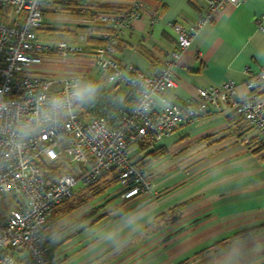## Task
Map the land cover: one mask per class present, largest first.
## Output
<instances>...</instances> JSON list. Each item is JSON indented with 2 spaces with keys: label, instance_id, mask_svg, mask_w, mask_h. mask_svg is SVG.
<instances>
[{
  "label": "crops",
  "instance_id": "crops-1",
  "mask_svg": "<svg viewBox=\"0 0 264 264\" xmlns=\"http://www.w3.org/2000/svg\"><path fill=\"white\" fill-rule=\"evenodd\" d=\"M63 1L61 7L79 17L72 43L84 48L99 43L98 30L87 43L78 39L93 13H122L138 2L140 16L119 38L115 57L147 74H156L176 47L171 24L192 26L203 11V0H79L76 9ZM53 2H45L37 33L58 31L51 24ZM82 57L59 59L49 52L34 69L86 73L119 100L133 99L129 86L98 80L96 67ZM262 68L264 0L226 3L193 32L176 60V86L167 95L183 104L197 89L225 80L236 82L238 93L245 94L244 82ZM260 94L264 98V87ZM142 153L148 192L121 198L115 181L100 182L99 192L78 185L52 211L47 225L58 264H126L139 257L135 264H264V144L243 118L230 108L210 112L154 140Z\"/></svg>",
  "mask_w": 264,
  "mask_h": 264
},
{
  "label": "built area",
  "instance_id": "built-area-1",
  "mask_svg": "<svg viewBox=\"0 0 264 264\" xmlns=\"http://www.w3.org/2000/svg\"><path fill=\"white\" fill-rule=\"evenodd\" d=\"M240 1L203 0L194 25L172 23L176 47L156 74H147L115 57L117 40L129 30L131 19L140 16L138 2L126 12L93 15L78 34L80 41H89L97 22L111 29L98 33L101 44L84 48L66 40L37 39L46 0H0V264H58L47 241L48 217L77 185L95 182L103 171L114 170L121 198L148 192L150 176L138 151L145 136L157 140L183 123L230 108L264 144V68L244 82L245 94L238 93L236 82L225 80L197 89L183 104L167 95L176 86V60L196 28L226 3ZM49 52L59 59L87 55L92 66L106 72V82L129 86L133 99L119 100L86 73L35 72ZM62 156L73 171L47 179L44 163Z\"/></svg>",
  "mask_w": 264,
  "mask_h": 264
},
{
  "label": "rangeland",
  "instance_id": "rangeland-1",
  "mask_svg": "<svg viewBox=\"0 0 264 264\" xmlns=\"http://www.w3.org/2000/svg\"><path fill=\"white\" fill-rule=\"evenodd\" d=\"M60 1H62V0H55V2H53V3H56L57 5L54 6L55 12L52 15L53 19L51 20L52 26H55L58 29V31H54V32L38 31V33H37L38 38L42 41H45V40L56 41L59 39H63V40H66L68 42H76L77 41L76 38H73L71 35H73V33H72L73 28L79 27V17L77 14L73 13V10L71 8L65 9V8H63L64 5H62V7H61V5L59 4ZM45 24H46V27L48 25H50V23L49 24L45 23ZM82 56H83L82 54L76 53V54L69 55L67 57L79 58ZM82 58L83 59L86 58L85 64L87 65L89 60H90L89 57L87 55H85ZM93 73H94V76H96V78L98 80L105 81L106 72H103L102 70H100L98 68H96V69L94 68ZM123 86H126V85H123ZM57 161L58 162L62 161V163H65L66 171H70L71 164L68 163V160L65 156H62V158H60ZM1 202L3 204L4 201H1ZM139 259H140V257L134 258L126 264H135V262L138 261ZM179 263H181V262H179Z\"/></svg>",
  "mask_w": 264,
  "mask_h": 264
},
{
  "label": "trees",
  "instance_id": "trees-1",
  "mask_svg": "<svg viewBox=\"0 0 264 264\" xmlns=\"http://www.w3.org/2000/svg\"><path fill=\"white\" fill-rule=\"evenodd\" d=\"M62 3L65 4V5H69L72 8H75V9H76V7H79V5H80L79 0H65ZM43 12H44V9H43ZM77 13H79V9L77 10ZM98 13H101V12H95V13H93V15H96ZM92 29L96 30V31L97 30L98 31H105V30H110L111 28L106 23L101 22L100 24H97L94 27H92ZM98 39H99V43L98 44H101L103 42V40H101L99 37H98ZM117 46H118V40H117V43H116V48H117ZM153 141H154V139L151 136H149V135L145 136L138 143V151L142 153L145 149H147L151 145V143ZM142 156L145 158L143 153H142ZM145 161H146V159H145ZM70 171H73L72 167H71ZM66 172H68V171H66L65 163H62V161L61 162L54 161V162H45L44 163V173H45V177L47 179H52V178H55V177H59L60 175H62L63 173H66ZM108 176H109V178H111V180H109V181L107 180ZM102 181H104L105 185H109L110 181L117 182V176H116V173L114 172V170L101 172L99 177H98V179L95 182L87 184V185L90 186V187L91 186L95 187L96 188V192H99L101 190L99 185H100V182H102ZM64 202H62L61 204H63ZM61 204H59V205H61ZM0 214H3V210H0ZM51 237H52V235L49 234L48 235V239H47L48 242L51 241Z\"/></svg>",
  "mask_w": 264,
  "mask_h": 264
}]
</instances>
